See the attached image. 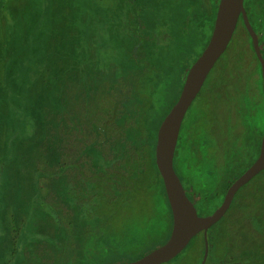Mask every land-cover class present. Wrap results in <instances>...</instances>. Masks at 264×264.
Masks as SVG:
<instances>
[{
    "label": "trees",
    "instance_id": "16d2710c",
    "mask_svg": "<svg viewBox=\"0 0 264 264\" xmlns=\"http://www.w3.org/2000/svg\"><path fill=\"white\" fill-rule=\"evenodd\" d=\"M1 2L2 0L0 13L3 15H0V23L5 27L6 37H1L0 42L6 40L8 43L9 36L15 39L11 41L14 42V55H8L10 58H5L2 61L5 63L0 66L3 67L0 87L6 88L10 102L12 99L25 103V91L30 86L26 81L30 73L27 72L29 68L20 63L24 62L28 53L31 55L36 52L35 48H38L36 45L40 40L33 39L36 34L33 29L30 30L28 41L24 40L23 34L18 33L11 23L12 18L6 9L8 0L4 8H1ZM127 4L131 11L125 15L133 21L134 27L128 61L134 63L137 70L130 77V101L120 108L122 119L115 127L117 134L120 131L126 140L122 152L116 156L107 155L106 159L110 163L104 168H90L82 153L85 147L93 143L94 134L93 138L84 137V130L75 127V120L71 122L72 125L69 123L74 109L71 107L73 97L82 96L81 93L87 98L93 97L94 90L103 82L99 73L107 64L113 61L119 75L126 72V61L114 49L109 51L107 46L99 48L91 56H81V66L77 65L72 73L66 74L64 85L70 93H63L65 97L61 110L52 112L55 114L49 117L54 118L53 124L46 130L51 138L64 130H68L67 133L70 134L71 141L65 140L69 154L61 162L62 165H52V170H57L55 178L66 175L68 183L77 186L79 190L74 208L78 211V220L81 219L80 223L83 224L80 226L83 232L81 231L82 236L74 235L81 237L79 240L82 243L78 242V238L72 242L84 247L87 243L96 257L100 256L104 260L110 258L107 264L136 260L170 237L173 215L165 184L156 164L158 128L155 122L165 117L179 96L183 84L181 72L185 65L181 58L191 52L192 45L202 38L201 28L194 16L196 4L191 0H127ZM238 27L246 28L242 20ZM113 36L120 38L121 34L117 32ZM233 39L224 56L220 57L211 70L183 120L174 158L175 169L188 196L198 208L199 215L213 213L222 202L228 188L240 177L231 167L233 161L243 158V155L254 149L252 134L257 135L258 129L264 127L261 125L264 112L253 111V103L257 97H262L264 107L261 63L253 50L249 35L242 38L240 45H234ZM8 44L11 46V43ZM10 66L12 74L9 75ZM30 70L35 75L40 71L37 66ZM86 103L91 106V103ZM17 108L19 106L11 102V112H15ZM256 108L258 107L254 109ZM89 110L88 107H81V118L89 119ZM51 141L52 139L46 143ZM58 170H61L60 173ZM84 184L92 185L93 192H83ZM243 187L236 193L224 215L230 213L224 226L219 225L223 216L208 231L210 250L206 264H264V246L255 249V254H246L243 255L244 258L237 260L225 262L228 259L221 255L222 248L230 249L229 238L233 230L230 220L242 210L245 211L244 224L257 237L264 236V175L257 176ZM244 190L250 193L246 198L251 197L252 202L246 208L238 210L236 204ZM35 196L36 201L37 192ZM79 200L83 204L78 203ZM52 204L62 214L60 204ZM91 220L94 224L92 227ZM60 226L67 230L63 223L56 220L57 230ZM53 235L54 231L51 229L49 236ZM47 240L48 243L49 240L55 241L54 238ZM47 240L37 241L42 249L48 248ZM30 242V237L26 236V249ZM204 247V234L200 232L178 256L163 264H201ZM95 248H102L104 251L99 252ZM60 252L63 255L61 249ZM54 254L52 257L55 262L61 256L56 251ZM78 256L81 259L84 257L82 254ZM23 259L21 263H26V257Z\"/></svg>",
    "mask_w": 264,
    "mask_h": 264
},
{
    "label": "rangeland",
    "instance_id": "374dc122",
    "mask_svg": "<svg viewBox=\"0 0 264 264\" xmlns=\"http://www.w3.org/2000/svg\"><path fill=\"white\" fill-rule=\"evenodd\" d=\"M107 1L8 0L7 2L6 9L9 17L12 18L11 23L14 29L23 34L26 41L29 39L30 30L33 29L36 31L33 39L40 40L36 45L38 46L35 48L36 52L31 55L28 53L24 62L20 63L21 66L28 67L27 72L30 73L29 79L26 81L30 86L25 91V103L11 99L14 105L19 106L12 113L8 92L6 88L0 87V232L1 238L3 236L4 239H8L10 234L15 238V240H9L11 245L15 244V246L7 264H20L24 257L27 262L21 264H107L110 261V258L104 260V258L92 254V249L87 247V243L85 247L81 244V247L79 246L81 237L78 238L74 235L82 236L83 232L80 227L83 224L80 223L81 219L78 220V211L74 208V205H77L78 187L70 185L66 175L55 178L57 170H52V165L56 163L62 165L61 162L69 154L65 147V140L71 141L70 134L67 133L68 130H64L52 138L46 134V130L54 120L49 116L55 114L52 112L61 110L62 100L65 97L63 93H70L64 85L66 74L72 73L73 68L77 65L81 66V62H79L81 56L83 58L91 56L99 48L107 46L109 51L114 49L122 60L126 61V72L119 75L113 61L107 64L99 73L103 82L99 83L102 85L96 87L93 97L88 96L87 98L83 93H81L82 96L73 97L71 107L74 109L69 123L72 125L71 122L75 120V127L84 130V137L93 138L94 134L93 143L85 147L82 153L86 156L90 168L95 170L104 168L110 163L106 156H116L125 147V137L120 131L117 134L115 127L122 119L120 108L130 101V77L137 70L134 63L128 61L130 47L133 44L134 27L133 21L126 16L131 11L127 0ZM191 1L196 4L197 11L194 16L201 28L202 38L192 45L191 52L185 54L181 58L182 60L179 59L185 63L181 72L183 84L188 69L210 40L220 2V0ZM5 2L6 0H2L1 8H4ZM245 10L253 28L259 29L261 33L260 48L263 50L262 55L264 56V0H245ZM0 15L3 14L0 13ZM4 28L0 23V38L6 37ZM113 32H119L121 37H114ZM236 33L233 42L234 45H240L241 42L239 39L237 40ZM9 37L8 43H11V46H8L6 40L0 42V66L5 63L2 62L5 58L14 55V48H12L14 42L11 41H14L15 37ZM119 55L116 56L119 58ZM90 59L92 60L93 57ZM35 66L40 69V71H35L36 75L33 70H30ZM2 68L0 67V76H2ZM8 72L9 75L12 74L11 66ZM86 102L91 103V106L89 107ZM262 105V97L255 98L253 111L264 112ZM256 106L258 108L254 109ZM81 107L90 109L89 119L81 118L79 113ZM164 118L156 120L155 125L158 129ZM261 125H264V119ZM263 128H259L261 136L264 135ZM51 139L52 141L47 144L46 142ZM239 143L242 144V142ZM77 153L79 155V151ZM248 159V155L243 156V160L237 158L230 166L241 176L251 164V160ZM61 170L58 172L60 173ZM82 188L85 193L93 192L92 185L84 184ZM36 192L38 193L37 202L35 201ZM85 193L82 195L86 196ZM248 193L247 190L241 193V199L236 204L238 210L246 208L252 202L251 197L250 199L246 198L250 194ZM52 202L60 204L62 214L54 209ZM78 203L81 204V200ZM83 214L85 215V211ZM244 216L245 211L242 210L239 215L230 220L233 225L229 238L230 249L222 248L221 252V255L228 259L225 262L244 258L243 255L246 254H255V249L264 246V236L257 237L253 234L249 226L244 224ZM229 217L230 213L224 216L219 225L223 227ZM56 220L63 223L67 230L63 226L57 230ZM8 224H13L14 232L11 233V225H9V229L6 227ZM90 225L91 227L94 225L92 220ZM51 229L54 231L53 236H49ZM26 236H29L31 240L27 249L24 244ZM49 238H54L55 241L49 240L48 243L47 239ZM77 238L78 246L72 242ZM38 240H47L48 248L42 249ZM60 249L64 252L63 255ZM102 250L104 251V249L98 248L97 251ZM55 251L61 258H55L54 262L52 256H55ZM78 254L84 255V257L78 258ZM97 258L100 260L96 261ZM127 261L129 260L124 262Z\"/></svg>",
    "mask_w": 264,
    "mask_h": 264
},
{
    "label": "water",
    "instance_id": "95a60500",
    "mask_svg": "<svg viewBox=\"0 0 264 264\" xmlns=\"http://www.w3.org/2000/svg\"><path fill=\"white\" fill-rule=\"evenodd\" d=\"M241 17L252 36L254 49L262 66L264 89V57L258 35L245 10V0H220L210 40L188 69L180 95L158 129L155 155L173 215L170 237L165 243L140 258L123 264H163L169 262L178 256L189 245L191 239L200 232H203L205 238L201 264H206L210 250L209 229L225 215L237 191L264 169L263 136L260 155L257 160L231 184L222 204L213 213L201 216L194 202L188 196L187 189L174 166L183 120L211 70L227 50Z\"/></svg>",
    "mask_w": 264,
    "mask_h": 264
},
{
    "label": "flooded vegetation",
    "instance_id": "af4514ba",
    "mask_svg": "<svg viewBox=\"0 0 264 264\" xmlns=\"http://www.w3.org/2000/svg\"><path fill=\"white\" fill-rule=\"evenodd\" d=\"M243 21V19H242V17H241V19H240V21ZM240 21H239V23H240ZM254 30H255V32L257 33V35H258V40H259V45H260V47H261V44H262V37H261V33H260V31H259V29H256V28H253ZM237 40L239 39L240 40V42L242 41V38H246L247 37V35H249V37L251 38V44H252V47H253V50L255 51V49H254V46H253V39H252V36H251V34L249 33V31H248V29L247 28H243V27H237ZM234 37V36H233ZM263 50H261V52H262ZM255 53H256V51H255ZM257 54V53H256ZM263 54V53H262ZM264 57V56H263ZM259 131L261 130V129H258ZM260 132H258V134H259ZM254 135V134H252L253 135V137H252V147L254 148L249 154H247L248 155V157H249V161L251 160V164L247 167V169L257 160V158L259 157V155H260V150H261V145H262V139H263V136H261L260 134L259 135ZM250 142V143H251ZM249 144V143H248ZM243 154H245V153H243ZM243 156H245V155H243ZM242 160H243V158H241ZM246 169V170H247ZM264 175V169L263 170H261L258 174H256L252 179H254V178H256L257 176H259V175ZM239 178V177H238ZM251 179V180H252ZM250 180V181H251ZM249 181V182H250ZM248 183V182H247ZM246 183V184H247ZM245 184V185H246ZM245 185H243V186H245ZM241 187L240 189H242V188H244V187ZM239 189V190H240ZM238 190V191H239ZM237 191V192H238ZM243 192V191H242ZM236 195V194H235ZM235 197V196H234ZM234 199V198H233ZM203 215H205V214H203Z\"/></svg>",
    "mask_w": 264,
    "mask_h": 264
},
{
    "label": "crops",
    "instance_id": "0c3cea01",
    "mask_svg": "<svg viewBox=\"0 0 264 264\" xmlns=\"http://www.w3.org/2000/svg\"><path fill=\"white\" fill-rule=\"evenodd\" d=\"M9 225H6V227L9 229ZM14 232V226L11 224V233ZM0 238H1V232H0ZM10 239L15 240L14 235L10 234L8 235V239L2 238L0 239V264H7L11 257H12V250H14V245H11ZM12 240V242H13Z\"/></svg>",
    "mask_w": 264,
    "mask_h": 264
}]
</instances>
